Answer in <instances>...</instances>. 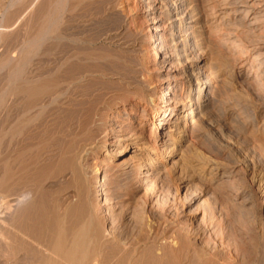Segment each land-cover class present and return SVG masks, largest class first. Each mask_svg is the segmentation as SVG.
<instances>
[{
    "label": "rangeland",
    "instance_id": "374dc122",
    "mask_svg": "<svg viewBox=\"0 0 264 264\" xmlns=\"http://www.w3.org/2000/svg\"><path fill=\"white\" fill-rule=\"evenodd\" d=\"M195 64L209 101L181 136L161 104L196 100ZM0 200V264L66 259L57 217L90 263L264 264V0H0Z\"/></svg>",
    "mask_w": 264,
    "mask_h": 264
},
{
    "label": "bare ground",
    "instance_id": "6f19581e",
    "mask_svg": "<svg viewBox=\"0 0 264 264\" xmlns=\"http://www.w3.org/2000/svg\"><path fill=\"white\" fill-rule=\"evenodd\" d=\"M47 1V0H46ZM55 1V0H54ZM70 1V0H69ZM66 2V1H65ZM56 4V7L58 8V3L59 2H55ZM67 3V2H66ZM72 4V3H71ZM75 4V3H74ZM64 5V4H63ZM54 6V5H53ZM45 7V6H44ZM55 7V6H54ZM74 7V6H73ZM47 8V7H46ZM75 8V7H74ZM49 9V8H48ZM60 9V8H59ZM58 9V10H59ZM73 9V8H72ZM52 10H53V7H52ZM46 11H47V9H46ZM55 11H56V8H55ZM48 12H50L51 13V15L49 14V13H47V14H49L48 16H47V20H44L43 21V24H42V26H41V29H40V32H38L39 34H37V31H36V34L37 35H39V36H41V35H44V37L43 38H45V39H47L48 37H50L49 35H51V34H54V32H52L53 30H52V27L53 26H55L56 27V25H58V24H54L53 22L54 21H56V16L55 15H53L52 13H54V10H53V12L52 11H48ZM46 13V12H45ZM60 13H62V12H60ZM170 14H172V15H175V18H173V20L171 21L172 22V27L174 28H176V26H182V22H181V20H182V17L180 16V7H177V6H172V9H171V11H170ZM41 15V14H40ZM43 16V15H42ZM59 16V15H58ZM57 16V17H58ZM193 16V15H192ZM191 16V19H190V21H188V22H192V25L190 24V28H192L193 29V32H192V34L197 38L199 35H197V33H196V26L199 24V20H198V18H195V16H193L192 17ZM197 16V15H196ZM62 18V17H61ZM39 20V19H38ZM41 20V19H40ZM60 20V19H59ZM57 23V22H56ZM39 24H40V22H39ZM54 24V25H53ZM51 25H53L52 27H51ZM59 26V25H58ZM39 27V26H38ZM50 27H51V29H50ZM54 27V28H55ZM52 30V31H50V30ZM181 29V28H180ZM37 30V29H36ZM49 30V31H48ZM38 31H39V29H38ZM54 31H56V29L54 30ZM180 31V30H179ZM58 31H56V33H57ZM186 32V31H185ZM179 36L181 35V33H178V32H176ZM176 33H175V31H173L172 32V34H174V35H176ZM36 34H34V37H35V35ZM191 34V33H190ZM183 35H184V33H183ZM187 35V34H186ZM45 36H48V37H45ZM51 36H53V35H51ZM56 36H58L57 34H56ZM190 36V35H189ZM40 38H42V37H40ZM170 38V37H169ZM35 39V38H34ZM172 39V41H173V43L172 44H174V47L173 48H171V51H172V53H173V55H175V56H180L181 55V53L183 52L184 53V55L185 54H187L188 53V50H187V48L189 47V44H188V40H187V37H184L183 39H180V40H178L176 37H172L171 38ZM38 40V38H36L35 40H33V42H36ZM41 40V39H40ZM39 40V41H40ZM193 41V40H192ZM45 42V41H44ZM196 42V41H195ZM30 43H31V41H30ZM37 43V42H36ZM190 43V42H189ZM194 43V42H193ZM30 45H32V44H30ZM196 46H198L199 47V42H197L196 44H195ZM30 47V46H29ZM31 47H33V46H31ZM191 47H193V46H191ZM24 55V54H23ZM22 58V57H21ZM190 61V60H189ZM70 63V62H69ZM69 66V65H68ZM20 67V66H19ZM64 68V67H63ZM62 68V69H63ZM191 69H189L188 71H185L184 70V72H183V74H182V77H181V81H180V84H181V86L183 87V88H186L187 87V85L189 84L191 87H192V80L194 79V80H197V82H196V87H195V89H196V91H197V98H196V100H194V97H193V95H192V92H191V94H189L188 95V97H187V99H183V98H180V100L177 102V104L175 105V106H171L170 104H161V107H166L168 110H169V112L167 111V112H165V114L162 116V118L159 120V122H158V125L160 126V125H162V128H164L165 126H167V125H171L173 128H174V131L175 132H177V134H179V135H181V136H184L185 135V133L184 132H187V130H188V125L191 123V122H193L195 119H196V117L203 111V103H205V102H207V101H209V98H207V99H205V97H203V93H204V84H207L206 82H204L203 81V78H202V76H201V69H200V66L199 65H194V66H191L190 67ZM16 69H17V67H16ZM16 69H14L13 68V70H16ZM11 70V69H10ZM30 73V72H29ZM17 74V73H16ZM15 74V75H16ZM18 75V74H17ZM19 76V75H18ZM23 76V75H22ZM14 77V76H13ZM10 78V77H9ZM55 78V77H54ZM13 79V78H12ZM26 79V78H25ZM16 80V79H15ZM27 80V79H26ZM41 80V79H40ZM51 80V79H50ZM49 80V81H50ZM10 81H12V80H10ZM21 81V80H20ZM32 81V80H31ZM41 81H43V80H41ZM40 81V82H41ZM48 82V81H47ZM54 83H55V81H53ZM16 83H17V81H16ZM15 83V84H16ZM27 84H29L28 82H26ZM31 83H33V82H31ZM46 83V82H45ZM20 84V83H19ZM27 84H24V85H26V87H27ZM34 84V83H33ZM43 84V83H42ZM47 84V83H46ZM51 84H52V82H51ZM10 85H12V84H10ZM23 85V84H22ZM35 86H36V84H34ZM33 85V86H34ZM50 85V84H49ZM55 85V84H54ZM188 85V86H189ZM48 86V85H47ZM15 87H16V85H15ZM25 87V86H24ZM25 87V88H26ZM28 87H29V85H28ZM27 87V88H28ZM31 87V86H30ZM42 87V86H41ZM46 87V86H45ZM207 87V86H206ZM9 88V87H8ZM11 88V87H10ZM18 88H20L19 86H18ZM26 88V91L28 90ZM32 88H34V87H32ZM37 88V87H36ZM39 88V87H38ZM51 88V87H50ZM173 88V97H177V92H178V89H177V87H172ZM12 89V88H11ZM17 89V87L15 88V90ZM20 89H22V88H20ZM44 89V88H43ZM12 91V90H11ZM37 91V90H36ZM42 91V90H41ZM15 92V91H14ZM23 91L21 90V92H19V93H22ZM28 92V91H27ZM31 92V91H30ZM40 92V91H39ZM9 93H10V91H9ZM16 93V92H15ZM25 93V92H24ZM37 93V92H36ZM11 94V93H10ZM13 94V93H12ZM28 94V93H27ZM32 94V93H31ZM14 95V94H13ZM20 95H22V94H20ZM32 95H35V93H33ZM37 95H39V94H37ZM15 96V95H14ZM19 96V95H18ZM25 95H23V97H24ZM28 96H29V94H28ZM28 96H26V97H28ZM53 96V95H52ZM54 96H55V94H54ZM181 96V95H180ZM22 97V96H21ZM20 97V98H21ZM22 97V98H23ZM35 97V96H34ZM165 96H163L162 97V99H163V101H165V102H169V103H171L172 104V100H170V99H168V100H164L165 98H164ZM15 98V97H14ZM13 98V99H14ZM21 98V99H22ZM16 99V98H15ZM172 99V98H171ZM23 101H24V99H22ZM22 101V102H23ZM29 102V101H28ZM14 103V102H13ZM27 103V102H26ZM25 105V104H24ZM28 105V104H27ZM23 106V105H22ZM18 108V107H17ZM22 109H24V108H22ZM29 109V108H28ZM13 110V109H12ZM27 110V109H26ZM26 110L24 111V112H26ZM186 110H188L187 111V113H186ZM30 111V110H29ZM24 112H23V116H24ZM28 112V111H27ZM21 114V113H20ZM25 114H27V113H25ZM17 115V114H16ZM19 118H21V117H19ZM24 118V117H23ZM22 119V118H21ZM21 119H18V120H20L21 121ZM26 119V118H25ZM178 120V121H177ZM22 121H23V119H22ZM27 122V121H26ZM24 123H25V121H24ZM18 126V125H17ZM22 126V125H21ZM19 127V126H18ZM22 128H23V126H22ZM159 129V128H158ZM18 131V130H17ZM18 133V132H17ZM172 133H173V131H172ZM176 138L175 137H173L172 135H170V134H166L165 136H164V138H161L160 140H161V142H163V143H165V144H168V142L170 141L171 143H169V145H176L177 144V141L175 140ZM138 143V142H137ZM137 143H133V142H131V143H129L128 145H127V147H126V149H124V150H122V153H126V152H128V151H131V150H133V152L135 153V155L136 154H141L142 155V153H143V151H144V149L146 150V148H145V146H143V145H140V144H137ZM146 144V143H145ZM145 157H146V160H145V163H144V165H143V167L145 168V169H152V167H151V165L153 166V165H156L155 164V161H154V158H152L151 156H149V155H144ZM13 161V160H12ZM14 163V162H13ZM12 164V163H11ZM9 165V164H8ZM13 168V167H12ZM10 169V168H9ZM143 171V170H142ZM12 172H14L13 170H12ZM145 174V176L146 175H150V174H152L151 173V171L148 173V171H145L144 172ZM143 177V176H142ZM149 179V178H148ZM142 180H143V178H142ZM147 180V179H146ZM144 181L145 183H147V181ZM144 183V184H145ZM103 186V185H102ZM102 190V189H101ZM100 190V191H101ZM24 193V192H23ZM103 192H101V194H102ZM4 199V198H3ZM3 199H1V200H3ZM30 199V198H29ZM0 200V201H1ZM21 201V200H20ZM105 203H107L106 202V199H105ZM105 203H103V205L105 204ZM1 205H3L2 204V201L0 202V208H1ZM106 205V204H105ZM4 207V206H3ZM18 207H20V206H18ZM22 208V207H21ZM21 210V209H20ZM23 210V209H22ZM25 210V209H24ZM7 211V210H6ZM14 212H15V210H14ZM13 212V213H14ZM20 212V211H19ZM16 213V212H15ZM18 213V212H17ZM20 213H24V212H20ZM5 214V213H4ZM3 214V215H4ZM25 214H26V212H25ZM17 216V215H16ZM58 216V215H57ZM56 216V217H57ZM14 217V216H13ZM18 217H19V215H18ZM20 217H21V215H20ZM23 217H24V215H23ZM65 217V216H64ZM11 218V217H10ZM17 218V217H16ZM22 218V217H21ZM53 218V217H52ZM58 219L55 221V234H56V236L55 237H51L52 238V240L50 241V243L52 244V247H53V252L56 254H60L63 258H66V259H64L63 261H65L66 260V262H63L62 260H60V261H62V262H59V261H54L53 259V261L51 260V259H45L46 260V263L45 264H62V263H64V264H87L86 262H88L89 260H91V259H89L90 257H89V255L91 256L92 255V253H93V251L92 250H89V249H87L86 247H85V245H84V247L82 246V244L84 243V240H85V236H82L83 238H84V240H83V238L82 237H78V239H76V238H74L75 240H78V241H80L81 239V244L79 245V243L77 244V245H75L73 242H72V244H73V246L72 245H70V244H68V240L69 239H67V242H65V238H67L66 236H65V238L63 237L64 235H65V229H67L66 227H65V222H64V218H61L62 220H63V222H64V224L62 223V220L60 219V217H57ZM66 218V217H65ZM14 219V218H13ZM54 219H56V218H54ZM11 220V219H10ZM21 220V219H20ZM22 220H24V219H22ZM50 220V219H49ZM0 221H2V220H0ZM13 221V220H12ZM53 221V220H52ZM68 221V220H67ZM14 222H16V220L14 221ZM14 222H13V224H14ZM18 222H21V221H18ZM9 223V222H8ZM10 223H11V221H10ZM48 223H51V222H48ZM12 224V223H11ZM12 224V225H13ZM16 224V223H15ZM54 224V223H53ZM67 225H68V222H67ZM11 226V225H10ZM14 226V225H13ZM22 226V225H21ZM26 226V225H25ZM24 226V227H25ZM28 226V225H27ZM45 226V225H44ZM69 226V225H68ZM18 227V226H17ZM46 227V226H45ZM48 227V226H47ZM46 227V228H47ZM53 227V226H52ZM49 228V227H48ZM1 229V228H0ZM11 229H12V227H11ZM10 229V230H11ZM24 229V228H23ZM26 229H27V227H26ZM54 229V228H53ZM22 230V229H21ZM52 230V229H51ZM50 229H49V231H51ZM15 230H13L12 231V233L14 232ZM24 231V230H23ZM26 231V230H25ZM1 232V231H0ZM11 232V231H10ZM68 232V231H67ZM17 233V232H16ZM22 233V232H21ZM25 234V233H24ZM23 234V235H24ZM27 234V233H26ZM68 234V233H67ZM13 235V234H12ZM18 235V234H17ZM82 235H84V234H82ZM15 236V235H14ZM49 236V235H48ZM52 236V235H51ZM11 238V237H10ZM14 238V237H13ZM25 238V237H24ZM50 238V239H51ZM80 238V239H79ZM25 240V239H24ZM26 241V240H25ZM78 241H74V242H78ZM13 242V241H12ZM11 242V243H12ZM83 242V243H82ZM64 243H66V244H64ZM17 244V243H16ZM16 244H14L15 245V247H16ZM25 244H26V242H25ZM66 245H70V247L68 246V247H66ZM9 246H12V245H9ZM15 247H13V248H15ZM17 248V247H16ZM15 248V249H16ZM50 248H51V246H50ZM18 251V250H17ZM17 255V254H16ZM59 255V256H60ZM93 256V255H92ZM89 257V258H88ZM78 258H80V260L78 259ZM89 259V260H88ZM94 259V258H93ZM76 260H77V262H76ZM90 262H88V264H89ZM103 263V262H102ZM90 264H100V261L97 259V258H95L93 261H91V263Z\"/></svg>",
    "mask_w": 264,
    "mask_h": 264
}]
</instances>
